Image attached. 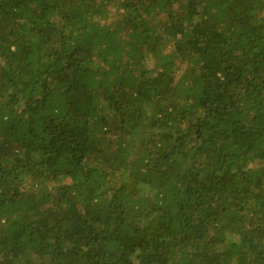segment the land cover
<instances>
[{"label":"trees","instance_id":"trees-1","mask_svg":"<svg viewBox=\"0 0 264 264\" xmlns=\"http://www.w3.org/2000/svg\"><path fill=\"white\" fill-rule=\"evenodd\" d=\"M0 264H264V0H0Z\"/></svg>","mask_w":264,"mask_h":264}]
</instances>
